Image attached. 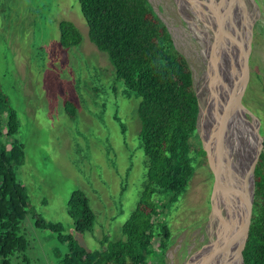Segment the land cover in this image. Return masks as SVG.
I'll use <instances>...</instances> for the list:
<instances>
[{
    "label": "rangeland",
    "instance_id": "374dc122",
    "mask_svg": "<svg viewBox=\"0 0 264 264\" xmlns=\"http://www.w3.org/2000/svg\"><path fill=\"white\" fill-rule=\"evenodd\" d=\"M149 1L187 58L203 103L207 93L204 61L216 63V47L208 48L210 29L201 23H206L209 12L210 26L216 27L215 13L209 11L211 0ZM256 1L259 12L247 106L261 119L264 134V0ZM62 19L80 29L79 45L61 44ZM0 91L18 116L14 137L23 144L24 156L16 170L30 197L20 224L29 245L26 251L16 252L13 262L57 264L55 249L67 250L57 233L35 225L38 214L47 221L62 222L65 232L89 250L99 248L105 236L122 237V225L137 207L146 182L147 156L139 136L140 97L116 79L108 54L89 38L79 0H0ZM250 150L247 144L239 147L236 160L246 164L244 156ZM196 166L170 217L166 264H189L219 238L209 217L213 179L207 158ZM77 188L87 193L95 211L93 230L74 229L68 200Z\"/></svg>",
    "mask_w": 264,
    "mask_h": 264
},
{
    "label": "trees",
    "instance_id": "16d2710c",
    "mask_svg": "<svg viewBox=\"0 0 264 264\" xmlns=\"http://www.w3.org/2000/svg\"><path fill=\"white\" fill-rule=\"evenodd\" d=\"M79 1L89 38L108 54L116 79L140 97L146 182L137 207L122 225V237L105 236L95 250L66 233L62 222L38 214L35 225L57 233V240L67 246L64 253L55 249L57 264H166L171 214L196 164L206 157L197 131L199 99L193 73L149 0ZM59 26L63 46L80 44L83 36L73 21L62 19ZM256 75L261 81L262 75ZM18 127L17 113L0 91V264H15L12 257L29 245L20 226L30 197L17 176L24 156L23 144L14 137ZM68 212L75 231L93 230L96 214L83 189L73 190ZM243 257L245 264H264V153L255 171L253 215Z\"/></svg>",
    "mask_w": 264,
    "mask_h": 264
},
{
    "label": "water",
    "instance_id": "95a60500",
    "mask_svg": "<svg viewBox=\"0 0 264 264\" xmlns=\"http://www.w3.org/2000/svg\"><path fill=\"white\" fill-rule=\"evenodd\" d=\"M235 9L242 11L246 17L243 20V15L239 18H231L229 25L222 27L217 25V33L210 26V21L206 23L201 21L207 29H210V35L215 32L217 36L216 40L213 39L214 45L220 44L222 57L229 58L232 62L230 71L226 72L227 67L221 61V55L219 53L216 57V63L210 59L204 61L206 66V96L201 100L199 92L196 91L199 99V112L197 117V131L200 136L201 145L206 153L207 165L210 174L213 179L212 192H211V211L210 216L214 221L220 224L222 233L225 229L229 230L236 239L235 246V258L238 264H245L243 251L247 244L250 232V226L253 215V204L255 199V171L258 163L262 159L264 153V134L262 133L261 119L249 109L247 106V95L251 84V57L253 51L254 31L258 18L259 5L256 0H236ZM200 19V18H199ZM245 22V24L243 23ZM213 30V31H212ZM225 36V37H224ZM220 68L218 69V67ZM215 70H219L224 74H215ZM220 80H218L217 79ZM222 89L218 92L226 97L227 100L220 106L219 109L213 108V96L217 93V83L221 82ZM225 94H229L224 96ZM206 105H209V113ZM205 111V112H204ZM210 118L209 124L202 125L203 114ZM241 128L245 125L246 135L252 140L256 141L253 157L250 161L249 173H248V185H249V197L244 209V214L241 218H238L237 213L233 212L232 216L227 220H221L220 215L216 207V195L223 190L222 176L219 169V158L225 147H229V133L231 127L237 125ZM254 125V129L252 128ZM205 126V128H203ZM244 132V131H243ZM226 148V149H227ZM228 212V211H227ZM228 215V214H227ZM208 217V219H209ZM230 221V222H228ZM243 223V232L239 237L238 224ZM234 258V260H235ZM197 259V258H196ZM195 259V260H196ZM194 260V261H195ZM189 264H193V262ZM209 262V261H208ZM230 260H221L220 264H229Z\"/></svg>",
    "mask_w": 264,
    "mask_h": 264
},
{
    "label": "bare ground",
    "instance_id": "6f19581e",
    "mask_svg": "<svg viewBox=\"0 0 264 264\" xmlns=\"http://www.w3.org/2000/svg\"><path fill=\"white\" fill-rule=\"evenodd\" d=\"M211 2L213 5L211 4L209 5V11H214L215 13L216 26L221 25L222 27H224L225 25L227 28L232 18L233 19L239 18V20H241L242 22V19L240 18L242 17V15H243L242 17L243 20L246 19L242 11L239 12L238 9H235L234 6L236 4V0H211ZM209 17H210V13L208 12L206 16V22L209 21ZM230 18L231 20H229ZM243 23L245 24L244 21ZM213 29L216 33L218 32L216 27ZM214 31L213 34L211 35L207 31H205V33L207 32L206 35H208L207 42L210 44L208 45V48L209 50H211L213 46L216 47V50L213 51V53L216 54L215 57H218L220 53L221 61L223 62L224 65H226L227 67L226 72H228L230 71L232 62L229 58L222 57L221 54L222 48L220 44L214 45L213 40L211 39V37H213L214 40H216L217 38V36H215ZM219 48H221V50ZM219 68L220 66L218 67V69ZM218 72L221 75V77L224 76V74L221 73L219 70H215V74L219 75ZM222 83L223 82L221 79V82L216 84L218 87L217 93L215 97L213 96V100H214L213 108L219 110H220V106L227 100L226 97H223V95H221L218 92L219 90L222 89ZM226 95L229 94H225L224 96ZM205 108H207V111L209 113V105H206ZM209 121L210 118L207 116V113H205V116L203 114L202 125L207 126L209 124ZM203 128H205V126H203ZM245 129H246L245 125L243 128H241V126H239V123L231 127L229 133V141H228L229 147L228 148L225 147V150H223L221 157L219 158L220 159L219 169L221 171L222 183L224 188L221 192H219L216 195V207L220 213L218 217L221 220L222 219L224 220L226 218L225 221H227L232 216V214H234L233 212H236L238 218H241L242 215L244 214V209L246 207L249 197L248 173H249L250 161L251 158L253 157L252 155L254 153V148L256 146V141L252 140L253 138H250L246 135L247 130ZM244 144H247L250 147V149L252 148V151L250 150L249 152L250 155L249 153H246L244 156L248 158L246 164H242L241 159L240 161L236 160V153L238 154L239 147H242ZM214 224L216 225V227H214V231L216 229L215 234L219 235L217 242H215L211 247H209L211 253L208 251L209 248L207 250L200 251L198 253L197 259L193 262V264H220L221 260H230L229 264H238V261L235 258V253H234L236 246L235 244L236 239L234 238L233 234L232 233L230 234L229 230L227 229H225L224 232L222 233V228L220 227L218 221H216V218ZM242 224H243L242 222L238 224L237 231L239 237L242 235L243 232ZM205 258L208 259L205 261Z\"/></svg>",
    "mask_w": 264,
    "mask_h": 264
},
{
    "label": "flooded vegetation",
    "instance_id": "af4514ba",
    "mask_svg": "<svg viewBox=\"0 0 264 264\" xmlns=\"http://www.w3.org/2000/svg\"><path fill=\"white\" fill-rule=\"evenodd\" d=\"M262 129H263V126H262Z\"/></svg>",
    "mask_w": 264,
    "mask_h": 264
}]
</instances>
